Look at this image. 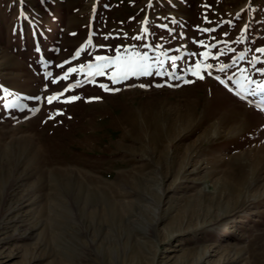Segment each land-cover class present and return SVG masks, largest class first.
Here are the masks:
<instances>
[{
  "label": "rangeland",
  "instance_id": "obj_1",
  "mask_svg": "<svg viewBox=\"0 0 264 264\" xmlns=\"http://www.w3.org/2000/svg\"><path fill=\"white\" fill-rule=\"evenodd\" d=\"M257 49L264 0H0V264H264Z\"/></svg>",
  "mask_w": 264,
  "mask_h": 264
},
{
  "label": "snow or ice",
  "instance_id": "obj_2",
  "mask_svg": "<svg viewBox=\"0 0 264 264\" xmlns=\"http://www.w3.org/2000/svg\"><path fill=\"white\" fill-rule=\"evenodd\" d=\"M204 31H211L210 29H205ZM201 44L203 43V41H201L200 42ZM213 47H215V45H213ZM256 51H258V52H264V49H257ZM77 56L79 55V52H77V54H76ZM205 57H207L208 55H209V53H204L203 54ZM241 58H243V57H241ZM107 59V57H101V56H97L96 57V60H106ZM65 63H67V62H65ZM62 67V66H61ZM200 67V65H197V68H199ZM206 67H211V65H207ZM224 67H227L226 65H222L221 66V71H223L224 70ZM83 68H84V66L83 65H81V68H80V70L82 71L83 70ZM77 71V69L76 68H69L68 69V71L67 72H65L64 73V76L63 77H60L59 79H63V80H67L68 79V77H69V74L70 73H73V72H76ZM260 71L261 72H264V69H260ZM101 75L103 74V73H100ZM144 74H149V73H147V72H145ZM194 74H196V73H194ZM50 75V74H49ZM201 79L203 78L202 76L200 77ZM53 82H56V81H53ZM250 83H255V81H249ZM78 86V85H77ZM73 87V85H69V87L68 88H66L65 89V91H69L71 88ZM101 87L102 88H105V90H108L107 89V87L105 86V85H101ZM257 87L261 90V91H264V83H261V84H258L257 85ZM61 95H63V93H60V94H56V95H54V96H52V97H48V103H52L53 102V100H57V99H59V97L61 96ZM76 99H79V97H69L65 102H71V101H73V100H76ZM262 110H264V109H262ZM57 115H59V114H61V113H56ZM51 118V117H50Z\"/></svg>",
  "mask_w": 264,
  "mask_h": 264
}]
</instances>
